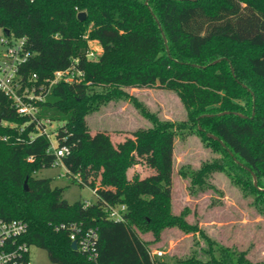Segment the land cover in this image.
Segmentation results:
<instances>
[{
    "label": "trees",
    "instance_id": "16d2710c",
    "mask_svg": "<svg viewBox=\"0 0 264 264\" xmlns=\"http://www.w3.org/2000/svg\"><path fill=\"white\" fill-rule=\"evenodd\" d=\"M80 12L88 19H77ZM0 31L27 39L32 57L23 66L25 78L36 73L41 82L75 60L84 72L83 82L54 85L37 117L65 124L59 128V144L70 151L62 160L70 176L95 191L97 200L89 207L81 201L70 204L65 188L34 175L54 166L50 141L35 135L36 122L18 115L0 93V219L25 222V240L45 250L53 264H158L140 233L158 236L175 226L198 231L183 215L172 214L169 160L124 192L109 194L97 189L95 180H85L91 177L87 165L103 169L104 176L119 172L132 153L145 155L160 136L169 144L160 150L166 158L177 134L199 136L220 158L192 172L193 184H204L213 171L226 172L264 216V0H0ZM89 41L101 49L96 60L87 58ZM153 88L177 94L187 119L161 122L125 91ZM111 96L131 99L154 124L144 138L128 140L121 152L104 134L87 135L86 115ZM109 204L127 206L125 222L108 218ZM62 224L98 230L97 261L72 249L69 232L57 230ZM202 237L208 260L191 257L176 264H264V259L250 260L247 251Z\"/></svg>",
    "mask_w": 264,
    "mask_h": 264
},
{
    "label": "rangeland",
    "instance_id": "374dc122",
    "mask_svg": "<svg viewBox=\"0 0 264 264\" xmlns=\"http://www.w3.org/2000/svg\"><path fill=\"white\" fill-rule=\"evenodd\" d=\"M89 45L93 52H101L94 41H89ZM241 50L235 48L236 52ZM96 91L104 92L105 89L98 88ZM125 91L161 122L178 124L188 117L179 97L171 91L160 88ZM85 122L88 136L93 138L104 134L108 142L115 149L119 148L120 152L128 140L137 142L154 126L131 99L112 96L98 102L97 108L86 115ZM155 141L153 149L145 155L132 153L126 165L121 163L119 172L104 176L103 169L95 171L87 165L91 177L85 180H95L96 187L109 190V194L118 193L120 190L124 192L157 174L164 168L165 163L170 161L174 176L172 214L183 215L186 223L191 227L197 226L198 231L187 232L175 226L164 228L158 236L152 231L140 233L143 240L150 243L151 252H163L162 256H156L154 260L158 264H176L177 261H185L191 257L207 261L209 256L204 250L208 249V244L202 237L203 233L225 247L234 246L247 251L250 260L260 263L264 259V216L252 205L253 199L244 195L243 187L222 171H213L211 175H207L202 185L193 184L191 173L199 171L205 164L212 163L220 158V155L196 134L176 135L170 157L172 160L160 153V150H166L169 144L161 140V136ZM94 148L98 150L97 146ZM124 168L125 173H122ZM181 170L187 171V176L182 175ZM69 174L64 167L55 166L34 173L39 178L52 179L54 188H65L64 198L70 204L78 201L95 203L97 196L93 189L81 185L83 179L73 178ZM123 178L126 179L122 185ZM30 258V264H53L48 253L38 247L31 248Z\"/></svg>",
    "mask_w": 264,
    "mask_h": 264
},
{
    "label": "built area",
    "instance_id": "2783aa9c",
    "mask_svg": "<svg viewBox=\"0 0 264 264\" xmlns=\"http://www.w3.org/2000/svg\"><path fill=\"white\" fill-rule=\"evenodd\" d=\"M31 52L25 37L16 39L0 31V93L11 100L18 115L36 122L37 134L35 135L46 136L49 139L48 152L56 157L54 166L64 167L68 172L62 159L69 154L70 150L67 146L59 144V128L64 127L65 124L39 120L37 116L40 114V105L45 102L54 85L60 82L67 84L83 82L84 72L78 67L79 61L75 60L67 69L58 70L52 77L41 82L36 73L25 78L22 69L32 57ZM99 54L90 49L87 58L96 60ZM89 205L90 203L86 202V206L89 207ZM106 210L110 220L116 223L125 222L128 212L126 205L109 204ZM57 230L68 231L72 242H77V250L90 261H97L98 244H100L97 229H85L80 224H62L57 227ZM27 234L28 226L25 222L0 219V264H30V251L35 246L25 240ZM162 255L163 252L157 250L150 253L152 259Z\"/></svg>",
    "mask_w": 264,
    "mask_h": 264
},
{
    "label": "water",
    "instance_id": "95a60500",
    "mask_svg": "<svg viewBox=\"0 0 264 264\" xmlns=\"http://www.w3.org/2000/svg\"><path fill=\"white\" fill-rule=\"evenodd\" d=\"M77 19H79L81 22H83V21H85L86 19H88V18H87V14H86V12H80V13L78 14V18H77ZM6 33H7V35L10 34L9 31H6ZM219 61H220V60H217V61L213 62V64H216V63H218ZM241 116H242V115H241ZM0 123H1V122H0ZM200 129H201V127H200ZM208 136H209L211 139L218 140V138H217L216 136H214V135L211 136V134H208ZM252 176H253L254 186H255L256 188H258L257 177H256L255 174H252ZM27 183H28V180L25 181L24 188H25L26 190H29V189H28V184H27ZM71 246H72V249H73V250H77V242H75V241L72 242Z\"/></svg>",
    "mask_w": 264,
    "mask_h": 264
},
{
    "label": "crops",
    "instance_id": "0c3cea01",
    "mask_svg": "<svg viewBox=\"0 0 264 264\" xmlns=\"http://www.w3.org/2000/svg\"><path fill=\"white\" fill-rule=\"evenodd\" d=\"M97 189H99V188H97ZM94 191V190H93ZM94 193H95V191H94Z\"/></svg>",
    "mask_w": 264,
    "mask_h": 264
}]
</instances>
